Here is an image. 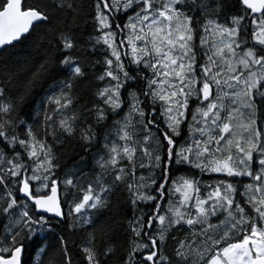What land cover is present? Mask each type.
<instances>
[{
  "label": "snow or ice",
  "instance_id": "1",
  "mask_svg": "<svg viewBox=\"0 0 264 264\" xmlns=\"http://www.w3.org/2000/svg\"><path fill=\"white\" fill-rule=\"evenodd\" d=\"M0 264H264V0H0Z\"/></svg>",
  "mask_w": 264,
  "mask_h": 264
},
{
  "label": "trees",
  "instance_id": "2",
  "mask_svg": "<svg viewBox=\"0 0 264 264\" xmlns=\"http://www.w3.org/2000/svg\"><path fill=\"white\" fill-rule=\"evenodd\" d=\"M72 239L75 240V241H77V242H79V239L80 238L78 236H73Z\"/></svg>",
  "mask_w": 264,
  "mask_h": 264
}]
</instances>
